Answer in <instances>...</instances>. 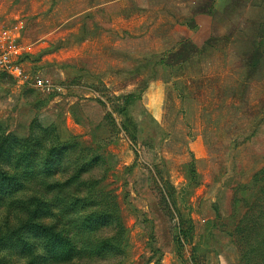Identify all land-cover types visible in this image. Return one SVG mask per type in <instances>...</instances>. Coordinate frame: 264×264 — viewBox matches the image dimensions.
I'll use <instances>...</instances> for the list:
<instances>
[{
  "label": "rangeland",
  "instance_id": "374dc122",
  "mask_svg": "<svg viewBox=\"0 0 264 264\" xmlns=\"http://www.w3.org/2000/svg\"><path fill=\"white\" fill-rule=\"evenodd\" d=\"M100 1L0 0L28 78L0 70V264L247 263L234 229L264 184L263 0L82 14ZM182 39L202 58L154 71ZM153 72L162 97L144 89ZM53 150L61 198L26 165Z\"/></svg>",
  "mask_w": 264,
  "mask_h": 264
},
{
  "label": "trees",
  "instance_id": "16d2710c",
  "mask_svg": "<svg viewBox=\"0 0 264 264\" xmlns=\"http://www.w3.org/2000/svg\"><path fill=\"white\" fill-rule=\"evenodd\" d=\"M46 142L47 140H44V143ZM55 147H59L58 149H60V151L66 155L71 150V147L68 146V144L61 145L59 143ZM52 152L56 153L55 150L51 152L49 151L45 152L47 157L43 160L41 165H38L39 160L37 159V157L34 154H31L26 161L28 163L26 165H27V168H29L30 166L37 168V171L39 172L37 174L44 176L46 179H48V181L51 182L50 186L46 187L49 190L47 192L51 194L52 191H56L54 195L52 193V196L54 198H61L57 183L55 181H52L53 179H55L56 175L54 174L53 171H49L47 169L49 165H51L52 167V163L55 160V159L53 160L54 154H52ZM93 162H94V159H92L88 163L87 166L88 167L92 166ZM38 167L40 168L43 167L44 169L40 171L38 170ZM1 174L2 175H0V186L3 187L5 184V181H8V180L6 178L7 177L6 174L5 175H3L4 173H1ZM260 176H263L262 181L264 183V173L263 175H260ZM255 191H256L254 193L255 203L250 205L251 209L247 211V213H244L242 215V219L239 220L238 225L234 229V236L235 238L237 237V240H238L237 243L239 247H243L241 248L242 250H244L243 256H246L248 259L247 263H244V264H264V184ZM2 192H3V189L0 188V194ZM62 198H65V197L62 196ZM251 210L253 212H251ZM43 229L46 231H49L45 228ZM255 235L256 237L263 236V238H260V239L255 238ZM249 236H252L253 238L250 239L248 238Z\"/></svg>",
  "mask_w": 264,
  "mask_h": 264
},
{
  "label": "crops",
  "instance_id": "0c3cea01",
  "mask_svg": "<svg viewBox=\"0 0 264 264\" xmlns=\"http://www.w3.org/2000/svg\"><path fill=\"white\" fill-rule=\"evenodd\" d=\"M117 0H109V1H105V0H101L100 2L94 4V6L88 8L87 10H85L82 14H87V12L89 13L91 10H98L102 7H105V6H108V5H111L113 4L114 2H116ZM221 1H225V0H210V12H206L204 14H208V15H216V11L218 10V4L219 2ZM262 1V0H261ZM264 2V0H263ZM198 9H200L199 11V14H202L203 11H202V7H196ZM260 10H264V7H261ZM198 12L196 11L195 14H197ZM81 14V15H82ZM264 14V13H263ZM198 29V26L197 25H194L190 30L191 31H196ZM141 34V33H140ZM98 40H93L91 41L90 39H86L82 42L81 46L84 47V48H88L89 46H91L90 44H95L96 42H98ZM101 43V41H100ZM204 46V43L203 45H201L200 47L203 48ZM200 47H197L190 39H182L180 42H179V45H178V48L173 50V51H169L166 53V55H164L163 57H161L153 66V70L156 71V66L157 65H160L163 70H167V68L171 69V65L170 64H177V65H181L183 64L185 61H190L194 58H199L201 59L202 58V55L201 54H198L200 53L199 49ZM194 49V50H193ZM194 52V53H192ZM255 62H259L258 61H255ZM102 72H105V71H102ZM152 74V71L150 72ZM96 75L98 76H101L102 73L101 71H98V73H95ZM154 74H156L154 76ZM161 77L160 75H158V73H154L153 72V75L151 76L149 82H148V85L147 86H144V89L149 91V90H152V89H158L157 91L159 92V90L162 88V91L161 92V97H162V92L164 90V82L168 83L169 82V77L168 79H165L163 81L164 84H162L160 82ZM162 84V85H161ZM132 85V89L131 90H127V91H124L123 94L125 95H135L138 93L137 90H135V87L133 84ZM148 88V89H147ZM143 90V88L141 89ZM148 106H149V103H148ZM151 108V107H149ZM159 111L157 110L156 113H158Z\"/></svg>",
  "mask_w": 264,
  "mask_h": 264
},
{
  "label": "built area",
  "instance_id": "2783aa9c",
  "mask_svg": "<svg viewBox=\"0 0 264 264\" xmlns=\"http://www.w3.org/2000/svg\"><path fill=\"white\" fill-rule=\"evenodd\" d=\"M14 42L13 36L0 28V70L6 72L17 83L23 84L27 82L28 78L19 61L21 49ZM45 86L42 81H35L34 87L44 88Z\"/></svg>",
  "mask_w": 264,
  "mask_h": 264
},
{
  "label": "clouds",
  "instance_id": "9594fccd",
  "mask_svg": "<svg viewBox=\"0 0 264 264\" xmlns=\"http://www.w3.org/2000/svg\"><path fill=\"white\" fill-rule=\"evenodd\" d=\"M59 178V177H58Z\"/></svg>",
  "mask_w": 264,
  "mask_h": 264
}]
</instances>
